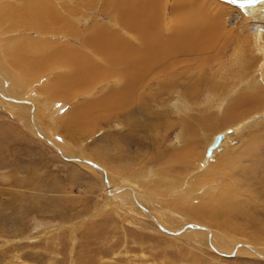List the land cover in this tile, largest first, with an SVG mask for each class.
Here are the masks:
<instances>
[{"label":"rangeland","instance_id":"obj_1","mask_svg":"<svg viewBox=\"0 0 264 264\" xmlns=\"http://www.w3.org/2000/svg\"><path fill=\"white\" fill-rule=\"evenodd\" d=\"M173 1L160 7L162 28L172 21ZM244 1H212L203 49L185 52L182 83L170 91L147 87L158 94L152 107L138 101L124 107L122 98L113 103L105 95L113 78L95 71L100 76L79 83L64 64L68 57L52 54L58 47L84 51L93 26L118 28L108 0H0V264H264V209L247 202L244 180L234 196L242 197L236 207L245 212L228 214L223 227L201 223L191 210L229 185L228 167L219 168L228 152L243 163L248 182L256 177L250 192L263 197L264 0ZM255 7L260 23L249 13ZM32 42L48 43L50 56L45 67L32 64L26 72L12 55L39 54L27 49ZM200 56L207 60L201 66ZM244 150L258 157L249 162ZM183 153L189 158L176 159ZM139 199L152 204L154 218Z\"/></svg>","mask_w":264,"mask_h":264},{"label":"bare ground","instance_id":"obj_2","mask_svg":"<svg viewBox=\"0 0 264 264\" xmlns=\"http://www.w3.org/2000/svg\"><path fill=\"white\" fill-rule=\"evenodd\" d=\"M40 1H42V0H40ZM212 1H214V0H199V2H198V0H174L173 1L174 6H173L172 13H171V14H174L172 17V21H170V24L166 25L165 28H162V24L164 22H163V17H161V15H160V7L164 3V0H108L110 5L107 2L106 3L109 5L108 8L110 7L115 12V18L117 21L116 24H117L118 28H115V29H113L114 27L113 28H110V27L105 28V27H102L101 25L93 26L94 31L92 32L91 35L86 36L85 40L82 43L83 45H85L84 51L83 50H77V49L74 50L73 48H70V47H58L57 49L54 50L55 52L52 54L54 57H57V56L58 57L62 56V58H65L66 56L68 57V58H66V60H63L61 57L60 58L64 61L66 68H68V72H74L73 80H77V81H79V83L81 81H85L88 75L91 76V75L97 74L98 76H100L98 73L94 74L95 71H98L100 74H102V77H104V78H107V79L110 77L113 78L114 81H113L112 85L114 88L111 87V89L112 88H113L112 90L117 89V91L116 90L115 91L110 90L111 92L109 94H105V95H107L106 96L107 100H109V101L113 100L112 101L113 103H117L116 100L122 98L124 100V103H125L124 107L130 103H132V104L137 103V101L142 102V104L145 103V106H147V105H150L151 103H153L154 98L156 96H158V94L156 96H154V93H146L145 91H147L146 90L147 87L149 88V86H152L153 84L154 85L160 84L161 90H163L165 88H169L168 90L170 91L171 89H173V86H175V85L177 86V84L182 83L181 81L184 80V78H182L181 75L183 74L184 69H185V65H186V62H185V59H186L185 54L186 53L185 52H191L190 54H195V53H199L198 51L203 49L202 40L206 36L205 33L208 32V31H206L208 26L205 24L206 23L205 20L207 19V16L209 15V11L205 8H207L211 4ZM35 3L37 4L36 0H35ZM38 5H41V4H38ZM21 6H23V3ZM21 6H20V8H21ZM50 6H48V7L52 8ZM216 6H217V4H216ZM3 7H4V5H3ZM0 8H2V7H0ZM24 8H26V7H24ZM218 8H219V6H218ZM43 9H45V8H43ZM244 10L246 12V9H244ZM39 11L40 10H38V12ZM218 11L220 13L222 12L220 10V8L218 9ZM31 13H32L31 15H33L32 11H31ZM249 13L252 14V20L254 23H260L261 22V19H260L261 17H259V15L256 16L257 15V8L256 7H255V9L252 8V11ZM47 14L50 15V18H51L53 23H55V24L58 23V17H57V13L55 11H51L50 13H47ZM23 15L25 16V13ZM213 16H215V15H213ZM47 17H46V19H47ZM229 18H228V20H229ZM76 22H77V20H76ZM210 22H212V20ZM237 22L238 21H236L234 23H237ZM46 23H47V25L50 24L48 22V19H47ZM228 23H229V21H228ZM50 25L48 28H50ZM65 25H66V23H65ZM230 26H231V24H230ZM260 26H262V25H260ZM52 27H54V26H52ZM46 28H45V30H46ZM52 29H55V28H51L50 30H52ZM63 30H65V29H63ZM262 30H264V29H262ZM58 31L60 32V30H58ZM258 31H260V30H258ZM229 33L230 32L228 30V34ZM225 40H227V39H225ZM262 41L263 40H261L260 43L263 44ZM257 42H258V40H257ZM24 44L25 43L23 42V45ZM47 44L45 43V44L41 45V44H38L36 42H34V43L32 42L29 45V47H27V49L34 51L35 48H37L40 52L39 54H35V53L33 54L32 53L31 54L32 57H30V56L27 57V55L25 56V53H24V57L22 58V57H20L21 55H19L20 53L19 54L18 53L13 54V53H15V51H14V52H12V54H13L12 58H13V60L17 59V63H19L21 65L24 64L23 68H25L26 72H31L32 69H30L29 67L32 64H33L32 67H34L36 63L41 64V67H42L44 65V63H46L47 60L44 61V63L42 61L44 58L46 59L47 56H50L47 54L48 53L50 54L48 49H51L47 46ZM57 44H59V43H57ZM206 44H208V42ZM206 44H204V46H206ZM18 45H19V43H18ZM55 45H53V46H55ZM49 46H51V45H49ZM82 47H84V46H82ZM188 48L191 50H189ZM261 49H263V48H261ZM52 50H53V48H52ZM69 53L71 54V56H69ZM86 53H89V54H87L85 56ZM94 56L97 58L95 59ZM195 56H197V54ZM207 58L208 57H206V59ZM49 59H51V58L49 57ZM53 59L55 61L57 60L55 58H53ZM201 59H204V58H201V56H200V59L198 58V60H200L199 61L200 66H201V64L204 65L203 62L201 63V61H202ZM205 61H207V60H205ZM52 62L54 65L53 67H55L56 62H55V64H54V61H52ZM52 62L49 65H47V64H45V65L50 66L52 64ZM60 62H62V61L60 60ZM62 63L59 64V66H62L63 65ZM248 66H250V65H248ZM43 67H45V66H43ZM192 69H194V68H192ZM210 69H212V68H210ZM25 70H23V71H25ZM38 71H40V69ZM191 73H192V71H191ZM197 73H199V72H197ZM197 73H196V75H197ZM64 74H66V72ZM194 74H195V72H194ZM260 74H261V72H260ZM200 76L202 77V75H200ZM190 77H191V75H190ZM91 78H93V77L91 76ZM63 80L66 81L65 79H63ZM185 82L188 83L185 80L184 84H185ZM89 83H91V82H89ZM89 83L85 84L83 82L81 84L82 85L85 84L86 87H88ZM81 84L80 85L78 84V85L81 86ZM76 85H77V83H76ZM85 85H84V87H85ZM93 85L95 86V84H93ZM97 85H99V84H97ZM107 85H109V84H107ZM187 85H189V84H187ZM84 87L82 86L81 88H84ZM190 87L195 90V85L190 86ZM89 88H91V85L89 86ZM159 90L156 93H159ZM187 91L189 92V95L192 94L190 88H188ZM83 92H85V91H83ZM77 96H79V95H77ZM103 97H100V98H103ZM157 98H159V97H157ZM74 99H75V97H74ZM104 99H103V103L105 101H107L106 99L104 101ZM97 100H99V98ZM97 102L98 101H96V103ZM112 102H110V103H112ZM96 103L94 102V106L92 104L93 109H94V107H96ZM132 104H130V105H132ZM163 104H165V103H163ZM98 105H99V103H98ZM130 105H128V107H130ZM133 106H134V104H133ZM133 106H131V107H133ZM7 107L9 108V106H7ZM48 107H51V106H48ZM87 107L89 108V106H87ZM5 108H6V106H5ZM88 108L87 109L85 108V109L88 111ZM150 108H149V110H150ZM129 109H131V108H129ZM87 111H86V114L90 115L89 114L90 112L87 113ZM89 111H90V109H89ZM123 112H125V110ZM126 112H128V111H126ZM222 135L225 139V137H226L225 134H222ZM224 139H223V141H224ZM215 140H214V142H215ZM223 141H222V143H223ZM47 142L49 144H51V142L49 140H47ZM214 142L212 143V145L208 149L211 151L210 157L207 156L208 158H211L213 156L214 152L216 150H218V148H220V146L222 145V143H221L220 146H218L217 148L213 147ZM51 145L53 146V144H51ZM253 151H255V149ZM231 154H229V152L226 153V155L222 158V161H219L220 164L218 163L220 166L219 167L220 169H221V167H224V168L228 167V172H230L228 174V179L230 182L229 185L224 187L222 189V191L219 192L218 195L213 196V194H212L210 196V198L205 199L207 201L205 203H202V205L197 206L196 207L197 209L191 208L189 206V208H191V210L193 212H196V214H194V215L198 218V221H200L201 223L205 222L207 224H211V225H214L216 227H220V226L223 227L226 224L225 221L228 220V214L231 213L234 215V213L239 214V213L245 212L244 211L245 208H237L236 207V205L238 206L237 203H239V202L241 203L240 199L242 197L239 199L238 197L234 196L235 190L237 189L236 185H238V184L241 185L242 184L241 180H244V182H246V185H247L246 190L249 191V193L245 197L247 202L250 205H256L257 204L260 206V208L264 209V191H260L259 188H256L259 190V193L263 195V197L261 196V199H260L259 196H257V193H255L257 191H255L254 193H251L250 189H249L250 186H251V188H254V185H255L254 182H255V180H257L256 177L253 176L252 178L254 180L252 182L251 181L248 182V175H241L243 172L241 169H244L243 166L241 165L243 163L239 164L240 162H238V160H237V157H236L237 155L233 154L232 156H230ZM174 155H176V154H174ZM243 156L246 157L249 162L251 160H253V158L258 157V155L256 153H254L250 150H246L245 153L243 154ZM187 158H189L187 156V154L185 155L183 153L181 155L178 154L176 159L183 160V159H187ZM240 159L241 158H239V160ZM74 160H77V159H74ZM78 160L80 162H86V163L89 162V161L84 160V159H78ZM258 161L260 162L259 159H258ZM86 163L84 165H87ZM94 167L95 166H93L92 168H94ZM92 168H90V169L93 170ZM217 168L218 167H216L215 170ZM95 171H97V173L100 172V170H98L97 168ZM100 173H103V175L105 174L103 171H101ZM215 173H216V171H215ZM147 177H148V175H147ZM207 177H205V178L208 181L209 180L208 178H210V177H208V178ZM213 177L215 179L216 176H213ZM150 178H151V176H150ZM211 179H213V178L211 177ZM209 182H211V181H209ZM133 185H135V184H133ZM191 187L194 188V190H195V187H193V186H191ZM235 187H236V189H235ZM130 190H133V189H130ZM139 190H137V191H139ZM208 192L210 194L209 190H208ZM196 193H199V192H195V194ZM178 194L180 195V193H178ZM209 194H207V195L209 196ZM238 194H240V190H239ZM244 194H246V193H244ZM112 195H113V193H112ZM240 196H241V194L239 195V197ZM139 202L140 203H138V205L142 209V211L147 213L148 216L151 215L152 216L151 218H154V216L151 212L152 210L150 209L152 207L151 206L152 204L149 205L147 202H144L140 199H139ZM142 202H144L145 204ZM188 202L190 203V197L184 199L185 204H188ZM243 202H244V200H243ZM146 203H147V205H146ZM156 206H159V204ZM189 208L186 210L190 211ZM124 209H129V208H124ZM129 213H131V212L129 211ZM223 217H226V218L224 219ZM221 230H223V229H221ZM212 234H214V233H212ZM212 234L210 233L207 235H212ZM245 247L247 250H250V252H252L255 255L256 254L259 255V253H260V252H257V250L255 251L251 247H247V245H245Z\"/></svg>","mask_w":264,"mask_h":264},{"label":"water","instance_id":"obj_3","mask_svg":"<svg viewBox=\"0 0 264 264\" xmlns=\"http://www.w3.org/2000/svg\"><path fill=\"white\" fill-rule=\"evenodd\" d=\"M222 139H223V135H218L217 136V139L214 142L213 147H216L217 148L220 145ZM209 154H211V151L210 150H209Z\"/></svg>","mask_w":264,"mask_h":264}]
</instances>
